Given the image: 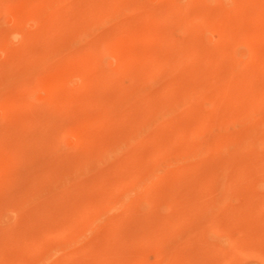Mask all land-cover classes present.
<instances>
[{"label": "rangeland", "instance_id": "374dc122", "mask_svg": "<svg viewBox=\"0 0 264 264\" xmlns=\"http://www.w3.org/2000/svg\"><path fill=\"white\" fill-rule=\"evenodd\" d=\"M1 1L4 4L0 2V33H3V30L4 31L8 30L9 29L8 27L11 28L13 26H16V27H20V30H22L23 33H26V31H28L26 34L31 36V40L30 42H27L28 44L26 46L25 43L22 44L23 39H21L22 37L19 35L18 37H15L10 40L7 38L5 39L3 37L6 40V41L4 40L5 43H7V46L9 47H5L6 46L5 43L4 42L2 43V41H1L2 44L0 43L1 44L0 45V77H1L0 78V81H1L0 82V257H1L0 264H11V263L12 264H27V263L29 264H99L100 259L92 258L90 254L86 253L87 252L86 246L89 243L93 242L95 238L96 239L102 238L101 239L102 241H107L106 239L110 238L108 239L109 248H110V249L108 248V252H107L109 253V255L107 254L108 259L104 258V262L102 264H116V263L117 264H131V263L132 264H199L198 262H196L195 259H193V255H192L194 251L196 250V247H197L196 244H194L193 240L186 239L187 235H191L189 233H192V229L190 228L188 223H184L183 226L181 225V227L177 229V231L179 230L178 231L179 233L173 232V234H171V237L170 235L164 234L163 240L165 241L166 240L165 238L167 237L168 239L166 241H168V243L166 244V246L159 248V250H157L158 248L155 247L157 243L155 244L153 241H149L151 244H149V242L147 241H143V242L141 241L142 242L141 244V242H135L132 238H130V236H132V233L133 234L135 233V231L132 232L133 230H136L137 232V230L140 229L141 227H143L141 228L143 230L140 229V231H143V232L145 229L144 227L148 228L149 230L151 228L157 229L158 226L166 222L165 220L169 222V221L174 220L173 219L174 217L176 219L178 218V216L180 217L183 214L188 215V217L190 218L188 219L189 221H192V220L198 221V222H203V221L210 222L211 221V223H214L216 228H214L215 230H213V232L211 233L203 232L201 235H199L203 241L206 240L205 243L208 246L212 244L211 245L213 246L212 249L218 245L223 244L226 234L230 233V229H233L232 226H231L232 228H230L231 223H233L234 225L236 224L234 229L240 230L241 228L240 232L242 231V228L243 229L245 228L244 231H242V232H245L243 233V235L247 236L248 240H250V241H247V238H246V240L242 242L243 244L241 243L242 244V248H240L241 250L235 251L236 255L235 254L234 256L232 255L233 257H231L230 255L227 256L226 260L224 257H222V253L220 256L219 252H216L214 250L213 252L210 251L211 253H207L205 255V258L203 259L205 262H203L202 264L204 263L213 264L216 261L221 260V259L225 260V264H264V232H262L264 231V206L255 207L254 203L249 201L251 195L254 192L255 194H258L256 197L264 196V185L263 184L262 185L256 184V186H253L251 184L252 177L258 178L259 175L264 176V79L260 78L259 76L258 77L254 76L252 79L249 80V83H248L250 87L258 91L255 100L253 98V100L247 103L248 109L246 110V112L238 111L236 113H233L229 116L230 118L227 119L226 122L225 120L221 121V119L218 118L217 113L213 111L215 108L214 107L215 103L217 104V101L215 102L217 98L214 99L212 95L213 90H211L212 88L211 89L205 88L203 93L200 94L201 99H198L199 95L195 97L197 100H195L194 102L195 104L193 105L194 106L193 110L196 109V111H191L190 113L189 112L187 113H184V112L177 113L176 112L175 114L177 116H175V114H171V117L169 116L170 114L164 115L163 117L164 119H166L167 116L170 117V119L167 118L166 120H163V123L161 124L162 127L155 126V124H147V125L142 124L145 127L144 133L146 132L153 133V131H156L154 135L155 137L153 138L155 140H157V138H161V137L163 138L165 135L176 130L178 125H176V127L174 125L178 123L180 124L179 127H181L182 125L189 126L192 124H196V125L198 124V126L201 127L199 131L200 135L199 133H197L196 135L193 136L194 138L191 136L193 141L192 139H190L191 137L189 138L188 133H185V134L183 133L184 135L183 136L181 135L182 133L178 129L180 135L177 134L176 140L179 139V142L181 144H179L178 147L173 148L177 150V152L179 153L182 152L181 150L185 151L188 148L187 155H189L190 153V155L194 157L193 158L194 164L192 166L194 170H191L192 168L190 169L191 170L190 174L192 175L190 174L186 175L184 176V179L180 177L182 180L178 179V176H180L178 174L180 172L179 168L177 167L178 165L175 162H171L172 160L169 157L167 158V156H163V155L157 156L152 167L153 168L156 167L155 168L156 170L154 169V173L157 175L156 185L157 184L158 185L157 187L155 185L153 189H150L148 191L151 202H137V205L134 204L130 206L131 202L129 201L133 200L134 195L139 193L135 187H133L135 189H131L132 186L131 187L127 186L126 190L125 188L118 189V190H116V188L110 189V191H107L108 194L106 192L105 194L99 196L100 193L103 191V189H100V186L95 184L96 178H95L94 172L96 171L97 173L98 170L99 171L102 170L103 172L104 171L106 172V171H109V168H111L112 164H117V163L120 164V163L127 161L129 156H127L126 152H128L130 149V146H128L127 144L120 145L121 148L123 147L122 149L118 147L119 153H115V154L113 153L114 155L112 154V156L109 153L108 155L111 156V157L109 156L110 158L108 157V155L105 156L104 160L99 162L97 168L94 170L89 169L87 166H84L83 164L78 165L77 166L78 173L76 175L78 176V178L69 180L68 183L65 184L66 185L65 188L60 190V192H58L57 194L56 203H57L58 208L52 209L51 207H52L53 202L51 201L49 204V202L43 201L44 198L36 199L37 202L36 200H34L33 204H31L32 200H30L29 203H25L24 199L22 200L23 198L22 191H24V186L28 187V184L29 185L33 184L34 183L33 180L36 181V179L39 180L41 177L43 178L45 177L43 180L42 179L39 180V182H43L45 180V183L47 185L50 183L62 184L63 179L61 178L62 176L60 173H62L65 170V167H67L70 160H73V161L74 160L76 161L77 159L81 160L82 156L85 155L86 150L91 151V149L93 150L94 148L96 149V147L98 148L99 147L98 145L101 142L103 144H109L111 141V139L109 138L114 135H120V136L124 135L126 132L125 130L128 129L129 124L134 123L133 121L136 120V118L134 117H137L138 119L139 117H141L140 115L143 114L139 112V116H138L137 114L138 112H135L138 109V103H140V102L137 103L136 100L149 102L147 103L149 104L148 107L153 104H154L153 106H155L156 104L160 105L158 107L156 105L155 109H158L162 106L167 105L168 104L167 102H169L170 100H173L176 97L180 99L179 101L177 99H174L175 101L177 100V102H183V101L185 102L186 100L189 103H191L189 98L188 100L182 95L183 93L182 91L185 89L186 84L188 85V83L185 82L186 78L188 79V82L190 84L195 83V80L197 79L195 77H198L199 73L197 72H199L198 70H200L198 68L207 67L206 68L207 70L209 67L207 65L209 64L211 66V64L208 62L209 61L213 62L212 60H214L216 57H217L216 58L217 60H215V63L217 62V64H220V65L219 66L214 65L216 66L215 71L219 70L220 73L218 71L215 72L211 66L210 69L214 71V73L209 74L212 71L208 70L210 71V72L207 71L209 74L208 76L210 78L211 75L214 74L213 77H211L210 79L214 80V78H216V80L218 81L219 79L217 78V76L221 75L220 77L222 78H220V83L225 82L228 79V77L226 76L227 75L226 72L228 71V68L230 66L232 65L233 66L235 65V67L240 66L242 65L244 61H247L245 50H247L250 43H252L253 41L249 40V38L245 36L246 34L245 31H246V28L248 30L251 28H263L264 27V20H263L264 5L261 9L255 8V10L262 11V12L260 11V14L263 17L258 18L256 16L255 17L253 16L254 19L252 17V19L250 20L249 19L244 20L243 18L244 13L242 11L243 10L242 8L237 7L238 9H236V7L235 8L232 7L231 8L232 10H228L225 7L227 6V4L231 2V0H222V2L221 1L220 2L219 1L209 2L206 0L205 1L195 0L194 1L195 3L193 2L194 4L193 3L191 4L189 0H160V1L159 0H124V2L125 1L127 2V3L125 2L126 4H135V5L127 7V8H123L120 14L118 15V17L116 18L110 17L108 19L106 16L104 17V15H98V14L88 15L83 20H81L79 24L78 22H76L77 20L76 17H77V14L83 9V7L85 8V6L80 7L82 6L80 0H67L69 4L59 8L60 12L58 11L56 13V16H57L56 20L52 22V24H54L55 26L54 31L48 34V32L45 30V26H43L42 24L39 25L38 24L39 22L35 20L33 16H31L30 18L22 19L20 22L17 21V18H18L17 16L19 14V9H20V2L23 0H14V1L11 0L10 3H9V0H1ZM16 1H17V4H16ZM67 1L65 0L64 4H66ZM120 1H123V0H120ZM52 2L46 1L42 5L40 4L37 5L39 9L41 8V10H39L38 7H36V5H34L33 7L30 6L29 9L28 8L27 9L31 13H37L35 11L40 12L43 10H48L49 12H52L55 9L54 7L55 4ZM90 3L91 5L88 4V6H96L97 4H100V3L103 4V1L102 0H91ZM140 3L142 4L141 5L142 7L140 6ZM189 3L193 6H191ZM60 4L64 5L62 3ZM188 5L191 7L188 8ZM136 6L137 7L139 6V7L137 8ZM162 7H167L168 9H171V10L173 9V12H171V10H166ZM199 7H200V10L202 8L205 9L208 7L210 10L217 9L218 11H220L221 8H224V10H227L228 12L231 11L230 13H227L228 16H230V18H228V16L226 17L228 20L225 17L219 20L217 17H215L216 19L210 17V19L208 18V20L203 22L204 24L202 23V26H201L202 29L199 26L200 31H198V33H196L195 35L194 34L189 35L188 33V35L185 36V37L188 36V38L191 39V41L193 40V38H195V40L193 41L196 44V48L198 52L200 51L201 55L206 54L205 56L208 57V61L205 62L200 59H195L194 57L193 60L192 58L191 60L188 59V61L182 64L164 63L166 66H164L163 64L162 67L165 72L162 69H160L158 70V74L154 72V75L156 77L152 75L147 76L148 78L143 76L142 79H144L145 81L144 80L142 81L140 78H138L139 80H135L136 84L135 85L132 84L131 80L133 81L134 78L137 79L136 78L137 73L135 71H139L140 69H143L146 65H148L149 59L147 58V55L152 54L154 50L159 49L160 47L156 38L152 39L151 37H147V35L145 36L144 34H146L147 32H152L154 36V35H157L158 33H162V32L164 33L169 30L175 31L178 28V26H184L185 23H186L185 26H188L189 23H191L192 21L190 19L192 17L191 15H193L194 18L202 15L201 11H198L199 12L198 14H197V11H195V9L199 10ZM188 9H189V12H187L188 14L186 13L187 15L183 16V14H185L183 12H186ZM163 10L173 13L174 16H171V13H170L169 15L164 17L162 15L164 12ZM177 12L178 13L181 12V13L177 15L178 14ZM69 17H71L70 21L68 20ZM186 17L190 20V22L187 20ZM257 18L259 20H257ZM27 19H29L30 21L28 20L27 22ZM122 22L124 23L121 25ZM86 24L89 26L91 25V28L84 32V30H86L84 29L85 26H87ZM144 24L147 25V27ZM120 26L126 27L123 33H120L116 36L112 35V33L116 30V28L117 27L119 28ZM142 31L144 32V34L142 33ZM173 33L175 34L176 39L179 38L178 42H181L183 40V36H181L182 34H179L177 30ZM19 39L22 40V42ZM21 44L25 46V50L24 51L21 50L22 52L16 54L18 56L14 55V57L16 56L15 58H17L16 65L14 66L9 65L10 56H11L10 54L11 53L15 54V49H18L17 46H20ZM58 44H63L64 46L68 47L66 48L65 53L67 57L70 59V63L69 64L67 63V65L65 66H63L60 60L58 59H57L58 61L54 59H48V60L46 59V61H44L43 53L46 52V50H48L49 48H52L53 46L58 45ZM221 45L224 47L232 46L230 47L231 50L228 51V54L227 55L224 54L227 57H224L222 53H220V51L223 50L221 48L222 47ZM253 45L258 46L257 54L260 55L258 56L259 58L261 57L259 61L264 63L263 61L264 52H262L264 51V39L254 40ZM90 46L91 47L93 46V49L95 50L93 51L92 48L90 49ZM118 46L121 47L122 50L125 49V55H128L126 57L130 58L133 56L131 58L132 60H134L133 66L131 65L130 67H128V69L126 68V66H123L121 65V63H119V57H120V54L122 53H120L119 50L117 49ZM176 46L177 45H175V47ZM219 46L221 50H219L220 49ZM261 46H262V49L260 48ZM173 47L171 48L170 52L176 53L180 51V48L178 46H177V48H179L178 50L177 48L174 47L175 48L174 49ZM207 47H209L207 50V53H204L206 52ZM4 48L7 49L8 51L5 50ZM217 49L219 50L218 52L220 54H218ZM89 50H92V51H90L89 53ZM216 52L219 55V58L217 55L214 56ZM221 52H224V51H221ZM260 52H262L261 54L263 55V59H262V55L260 54ZM27 54L29 56L32 55L31 58L33 57L32 59L34 60L36 59L39 61H43V64H42L43 66L36 67L33 64H31L33 65L31 66L30 63H27L25 61ZM210 55L212 56V58L213 57L215 58L209 60ZM220 55L224 57L222 58L224 61L221 59ZM228 62H230L231 64H229ZM92 63L95 64L93 65L95 66L94 67L95 71L97 70L99 71L100 69V71L112 72V70L117 71L118 69H122L123 72L127 74L126 76H121L118 78V83L121 86L123 85L122 90L119 89V94H118L123 99V100L121 99L123 103L121 102L122 104H120L119 111L120 110L123 111V112L120 111V113L123 114L124 109L127 108L125 109V111L127 110L126 113L127 114L129 113L127 116H123L124 117V118L122 117L123 119L120 118L121 119L120 121H123V122L118 123L115 118L113 119L112 118H108V119L100 118L99 120L97 118V116L101 114L102 109H107L108 107H106L107 105L104 104L103 102L101 103L99 102V100H96V98L97 97L100 98V96L106 93L111 94L114 91V89L116 90V88L113 87L115 85H112L110 87L103 86L102 88V85L97 84L95 87L90 88V85L86 84L85 82L86 79L84 80L82 79L84 82L80 80L79 78H77L76 81H74L75 79L73 78H75L74 77L75 74L77 75L79 72L78 68H80L81 66L80 71L81 69H84V71H86V67H87L86 65H90ZM263 63H259V65L257 66L260 69V71L262 70V73L264 71ZM187 67H189L190 69H188ZM217 67L222 68V69L224 68L225 69L223 70L224 72L221 71V69ZM180 68H182L183 71H181ZM56 70L57 71L61 70L62 74L65 75V77L67 74H70L74 82L73 81L66 82L65 80H63L62 83H60L58 86L53 87V85H51L53 82L51 81L50 77L52 76V74L57 72ZM14 71L26 73L25 76L27 77V79L26 80L24 79L25 80L24 83H19V82L10 80V76L14 73ZM177 74L179 75V77ZM129 76L131 77L129 78ZM167 76L169 78H167ZM223 77L227 79H224ZM171 78L173 79L176 78L174 79V81L176 80L175 83L171 80ZM193 78L195 79L193 80ZM221 79L225 81L221 82ZM166 80L167 81L171 80L174 84H172L171 81L167 82ZM137 82H140L139 83L140 85L138 84L139 86L137 85ZM143 82L144 84L146 82V84L145 85L142 84ZM169 82L172 84V86L170 84V87H171L170 89L168 87ZM227 82L230 83L229 80H227ZM227 82H225L226 85H228ZM165 83H167V85ZM231 84L232 83L229 84L230 85L229 87L232 86ZM141 86L142 87L144 86L145 90L143 89L144 91L141 92L142 94L139 93L140 95L137 96V99L135 101H133V99L131 100L127 99L129 101L128 102L126 99H124L130 96L132 91L135 88L140 89ZM98 88H102L101 91H99ZM164 90H166L169 94L168 93L164 94ZM94 91L96 92V94L97 93L99 94L100 92V96L98 94L96 95ZM180 91H181V94H180ZM204 92L205 93L207 92L208 94V95L205 94V96L207 95L206 97L205 96L203 97ZM17 95H20L18 96L20 99H17L18 98ZM179 95H180V98L178 97ZM66 97H67V101H65ZM69 98H71L73 101L68 102ZM63 101L65 102L63 103ZM175 101H170V102L176 107L177 102ZM134 103L136 105H133ZM123 106H125V108ZM48 107L49 108L51 107L50 110H52L51 112L54 113V115L52 116V113L50 112V110L48 111L51 117L55 119V121H53V124L57 123L55 124L56 125L55 127L53 124H49L47 117H45L46 116L45 112L47 111ZM150 108H154V107L151 106ZM231 118L233 120H231ZM171 119L172 120L174 119V120L172 121ZM224 122L226 123L225 125H224ZM225 131L227 132L229 131L228 133L231 132L230 134L231 135L233 134L234 140L239 142V146L243 149L241 152L236 153V156H232L231 159L234 161V164L232 163V165H229L230 166L229 173H227L228 170H226L227 168H229V166H227L226 169H222L221 163H223L226 160V158L229 157L228 154L232 149L230 151L228 150L229 151L228 152L226 151L225 148H222L221 150H218L212 153H211V150H208V147L209 149H211L212 145L210 144L211 143L213 144L216 140L222 138V134ZM29 136L30 137L32 136V137L30 138ZM37 136L38 137L40 136V139H42L43 141L45 139V141L43 143L39 142L40 139L38 140ZM73 136L76 138H74ZM256 137L259 140H257ZM32 139H34L36 143H34L35 141ZM52 139H53L52 143H49ZM153 139L146 140L142 144V146L146 148V147H149L151 144H155L156 141ZM152 140L155 141V143H152ZM182 142H184L185 145H183ZM102 143L100 145H102ZM207 143L208 144L210 143V144L208 145ZM201 144L203 147H201ZM202 148L203 150L205 151L208 150V151L204 152ZM191 149H192V153H191ZM223 149L226 152H222L224 151ZM202 152L205 155H208L210 153L208 155L209 157L204 159L203 157H205V155L201 154ZM26 155L29 157L31 156V158H29L30 162L28 160L27 162L24 160L27 158V157H24ZM134 159L135 158H132L130 160L131 164L132 165L138 164L139 161L136 159L134 160ZM33 160L36 162H33ZM132 161L136 162V164H134ZM36 164H38L40 168ZM237 167L239 169H237ZM29 168L31 172H29L30 171L28 170ZM42 168L46 170L45 173H43L44 170H42ZM25 169H27L28 171H26ZM33 170L37 172V173L35 172L37 175L34 173ZM47 172L49 173L48 176L50 175L49 176L50 178L47 176H44L47 174ZM238 172H239L238 178L229 180V178L233 177L232 174H236ZM28 175H31V176H28ZM33 175L36 179L33 177ZM31 177L33 179H31ZM46 177L48 179H46ZM223 177L228 182L226 183L225 181L226 185L224 187L225 189L224 198L227 200V197H229L230 200L228 199L229 202L228 200L224 202V198H223L222 199L223 203L221 201V206L218 205V207H215V209L210 208L209 200L213 194H216L215 192L221 189L220 187L222 185L221 183L222 181H224ZM195 180L198 182H195ZM169 182H174L172 183L173 188L171 189L173 193L169 192V195H171L172 193L173 196H170L169 200H167V198L163 196L164 192L162 193H159V192L161 189L163 190L165 186L169 185ZM161 183L162 184L164 183L162 187H160ZM89 184L92 186H90ZM175 186H176V190L178 187L180 192L178 190L175 192V189H174ZM192 191L194 194L192 193ZM178 192L181 194H179ZM199 192H201L200 193L201 195L199 194ZM226 192L228 194L232 193L230 194L231 196L228 195ZM156 193H158V195ZM233 195L235 196L236 199L234 198ZM97 196L102 197V202H103V205L100 206L99 208H83V205H79V201L82 200V198H85V200L86 199L88 200V198L90 199V197L92 198V197H97ZM175 196L177 197V199ZM232 196H233V199L231 201ZM186 198L189 200H192L193 198L192 202L196 200L195 202L198 204V206H201L202 204H204L205 206L203 205V208L202 207L193 208V209L191 208L192 210L190 208L182 209L183 206L181 207L180 205H183L184 203L183 199H186ZM172 199L175 200V202L171 201ZM246 199L248 202H246ZM85 202L86 201H84L83 204H85ZM167 202L170 203L171 208L167 206L169 205ZM180 202H183V203L180 204ZM235 202L238 203L239 205L235 204ZM45 203H47L48 208H43L45 206L44 205ZM152 204L153 206L151 207ZM40 205L43 207L40 208ZM71 205H72V208H69V209L65 208L66 206L69 207ZM85 207H86V204H85ZM242 207H244L243 208L244 211H248V210L250 211L253 208L252 210H254V212L252 210L250 211L251 214L249 213V211L244 212L242 211ZM136 211L138 213H136ZM65 213L69 215H66ZM174 214H176L177 216H175ZM70 215H72V218H70L71 217ZM143 215H146V216H143ZM65 217H67L68 220L72 219V233L62 234V231H60L63 225L62 222L64 223L65 221H67ZM254 218L255 220L253 221ZM137 220L139 221L136 222ZM145 220L147 222H145ZM162 221H165V222L162 223ZM39 222L40 224H37ZM135 222L137 224L140 222L143 224L141 223L138 225L136 224L138 226L136 227ZM32 224L35 227L32 226ZM116 224L117 226L119 225L120 228H118ZM30 225L32 227H29ZM153 226H155V228ZM27 227L31 228L32 230L28 229ZM45 227L49 228V232L46 233L47 235L45 234L46 237H48L47 238L48 240L44 236V240H46L45 243L38 241L37 245H35L34 241H37V239L34 240V238H36L35 236L37 235L41 236L42 230L46 229ZM115 227H117L118 230ZM100 230L102 231L104 230V231L101 233ZM108 231L109 233L110 232L111 233L109 234ZM145 231H147V229H145ZM165 235L166 237H164ZM81 236L83 238H81ZM29 238L33 240V242L29 240ZM181 239L183 240L181 241ZM30 242L32 245L30 244ZM40 243L42 244L39 245ZM94 243H97V241L95 240ZM141 247L143 250L141 249ZM243 248L245 249L248 248V249L245 250ZM65 249L66 250L71 249L72 251L71 257H69V259L64 258V254H65L64 251H66ZM23 253L26 256L27 255L28 256L26 257ZM29 253L32 254L31 256L32 258L33 256H35L34 257L35 259L34 258L27 259L31 255ZM41 254H43V257L39 258ZM118 255L120 256L122 255V257ZM126 255H128L129 257L127 256L128 257L127 258ZM141 256H143L144 259ZM21 257H23L24 259H21ZM133 258L135 261L137 260L136 263L133 260Z\"/></svg>", "mask_w": 264, "mask_h": 264}, {"label": "bare ground", "instance_id": "6f19581e", "mask_svg": "<svg viewBox=\"0 0 264 264\" xmlns=\"http://www.w3.org/2000/svg\"><path fill=\"white\" fill-rule=\"evenodd\" d=\"M10 1L11 0H9V3H10ZM14 1V0H13ZM52 2V3H54L55 5H54V7H55V9L52 11V12H49L48 10H43V11H35V12H37V13H31L30 11H28V9H29V7L30 6H34V5H36V7H38L37 5H42L43 3H45V2ZM64 1L65 0H23V1H21L20 2V9H19V14H18V18H17V21L18 22H20L22 19H26V18H30L31 16H33V18L35 19V20H37L39 23V25L40 24H42L43 26H45V30L48 32V34L50 33V32H53L54 31V29H55V26H54V24H52V22L53 21H55L56 20V13L59 11V8H61V7H63V6H66L67 4H69L68 3V1L66 2V4H64ZM90 1L91 0H80V2H81V4H82V6H80V7H83V6H85V8L83 7V9L77 14V17H76V19L78 20H76V22H80L81 20H83L85 17H87L88 15H104V17L106 16L108 19L110 18V17H112V18H116V17H118V15L120 14V12H121V10L123 9V8H127V7H130V6H134L135 4H126L125 2H124V0L123 1H120V0H102L103 1V4H97L96 6H88V4H90L91 5V3H90ZM160 1V0H159ZM195 0H189V2L192 4L193 2H194ZM198 1V0H197ZM202 1V0H201ZM205 1V0H204ZM206 1H209V2H212V1H221L222 2V0H206ZM0 2L1 3H3L1 0H0ZM209 2H207V3H209ZM60 3H62V4H64V5H61ZM71 3V2H70ZM134 3V2H133ZM137 3V2H136ZM163 3V2H162ZM189 3V4H190ZM195 3V2H194ZM193 3V4H194ZM4 4V3H3ZM16 4H17V1H16ZM80 4V3H79ZM80 4V5H81ZM157 4V3H156ZM155 4V5H156ZM164 4V3H163ZM190 4V5H191ZM104 5V6H103ZM142 4L140 3V6H141ZM263 5H264V0H231V2L229 3V4H227V6H225L228 10H232L231 8L232 7H236V9H238L239 7L240 8H242L243 10V13H244V15H243V18H244V20H247V19H252V17L254 16H256V17H258V18H260V17H263V16H261V14H260V11L261 10H255V8H257V9H261L262 7H263ZM49 6V5H48ZM157 6V5H156ZM191 6H193V5H191ZM191 6H189L188 5V8L189 7H191ZM4 7V6H3ZM53 7V8H54ZM79 7V6H78ZM137 7V6H136ZM139 7V6H138ZM137 7V8H138ZM142 7V6H141ZM152 7V6H151ZM238 7V8H237ZM28 8V9H27ZM162 8H164V9H166V10H171V9H168L167 7H162ZM172 8V7H171ZM187 8V7H186ZM185 8V9H186ZM195 8V7H194ZM197 8V7H196ZM208 8V7H207ZM207 8H202L201 10H200V7H199V10L198 9H195V11H197V14L199 13L198 11H201L202 12V15H200L199 17H196V18H194V16L193 15H191L192 17L190 18L192 21H191V23H189V25L188 26H185L186 25V23H185V25L184 26H178V28L176 29L177 31H178V33L179 34H182L181 36H183V40L181 41V42H178V39H176L175 38V34L173 33V32H175L174 30H169V31H166V32H162V33H156L157 35H154L153 36V34H152V32H147L146 34H144V32L142 31V33L146 36L147 35V37H151L152 39L153 38H156L157 39V41H158V43H159V45H160V47H159V49H156V50H154L153 51V53L152 54H149V55H147V58L149 59V63H148V65H146L143 69H138L139 71H135L137 74H136V78L137 79H135L134 78V80L132 81L131 80V83L132 84H136L135 83V80H139L138 78H140L142 81L144 80V79H142V77L144 76V77H147V76H155L154 75V72L156 73V74H158V70H160V69H162L163 70V67H162V65L164 64V63H167V64H170V63H172V64H182V63H184V62H186V61H188V59H190L191 60V58H192V60H193V58L195 57V59H200V60H202V61H208V57H206L205 55H201L200 54V51L198 52V50H197V48H196V44H195V42L193 41V40H195V38H193V40L191 41V39H189L188 38V36L187 37H185L186 35H188V33H189V35H191V34H196V33H198V31H200L199 29L201 28L202 29V23L203 22H205L206 20H208V18L210 19V17H212V18H215V17H217L218 18V20L219 19H221V18H223V17H227L228 16V14L227 13H230V12H228L227 10H224V8H221L220 9V11H218L217 9H215V10H210L209 8L207 9ZM38 9H39V7H38ZM38 9H36V10H38ZM44 9V8H43ZM223 9V10H222ZM235 9V10H236ZM33 10H35V9H33ZM39 10H41V8L39 9ZM158 10H159V8H158ZM164 11V10H163ZM186 11V10H185ZM195 11H193V12H195ZM34 12V11H33ZM60 12V11H59ZM139 12H140V10H139ZM171 12H173V9L171 10ZM171 12H169V11H164L163 12V16L165 17V16H167V15H169ZM174 12H176V11H174ZM178 12H179V10H178ZM177 12V13H178ZM187 12H189V9L186 11V12H183V13H185V14H183V16L185 15H187L188 13ZM262 12V11H261ZM76 13V12H75ZM134 13V12H133ZM181 13V12H180ZM180 13H178L177 15H179ZM187 13V14H186ZM233 13V12H232ZM34 14V15H33ZM123 14V13H122ZM121 14V15H122ZM137 14H139V13H137ZM160 14H161V12H160ZM194 14V13H193ZM149 15V14H148ZM190 15V14H189ZM159 16V15H158ZM162 16V17H163ZM171 16H174V14L173 13H171ZM196 16V15H195ZM235 16V15H234ZM160 17H161V15H160ZM254 17H253V19H254ZM74 18V17H73ZM133 18V17H132ZM143 18V17H142ZM169 18V17H168ZM187 18V17H186ZM185 18V19H186ZM228 18H230V16H228ZM257 18V20H259ZM68 19V18H67ZM131 19V18H130ZM164 19H166V18H164ZM180 19V18H179ZM216 19V18H215ZM227 19V18H226ZM234 19V18H233ZM28 20L29 19H27V22H28ZM33 20V19H32ZM34 20V21H35ZM69 21L71 20V17H69V19H68ZM160 20H161V18H160ZM187 20L190 22V20L187 18ZM217 20V21H218ZM228 20V19H227ZM248 20V21H249ZM261 20V19H260ZM263 20H264V18H263ZM30 21V20H29ZM33 21V22H34ZM74 21H75V19H74ZM74 21H72V22H74ZM223 21V20H222ZM231 21H232V19H231ZM234 21V20H233ZM241 22V21H240ZM258 22V21H257ZM55 23H57V22H55ZM124 22H122L121 23V25L123 24ZM178 23V22H177ZM180 23V22H179ZM219 23V22H218ZM231 23V22H230ZM233 23V22H232ZM13 24H14V22H13ZM12 24V25H13ZM26 24H28V23H26ZM80 24V23H79ZM89 24V23H88ZM120 24V23H119ZM188 24V23H187ZM204 24V23H203ZM209 24V23H208ZM73 25H75V24H73ZM85 25V24H84ZM87 25V24H86ZM145 25V24H144ZM178 25V24H177ZM183 25V24H182ZM225 25H226V23H225ZM260 25V24H259ZM92 26H93V24H92ZM119 26V25H118ZM130 26V25H129ZM136 26V25H135ZM146 27H147V25H145ZM199 26H200V28H199ZM204 26V25H203ZM263 26V25H262ZM95 27V26H94ZM9 29L8 30H3V33H0V43H1V41H2V43L4 42L5 43V39L7 38V39H13V38H15V37H18L19 35L22 37L21 39H23V42H22V40H20L21 42H22V44H26V46H27V42H30V40H31V36H29V35H27L26 33L28 32V31H26V33H23V31L22 30H20V27H16V26H13V27H8ZM66 28V27H65ZM91 28V25L89 26V25H87V26H85V28L84 29H86V30H84V32L85 31H87L88 29H90ZM125 28L126 27H124V26H120L119 28L117 27L116 28V30L112 33V35H114V36H116V35H118V34H120V33H123V31L125 30ZM95 29V28H94ZM132 29V28H131ZM174 29V28H173ZM222 29V28H221ZM231 29V28H230ZM145 30V29H144ZM154 30V29H153ZM1 31H2V29H1ZM36 31V30H35ZM63 31V30H62ZM146 31H147V29H146ZM150 31H152V30H150ZM155 31V30H154ZM243 31H245V30H243ZM156 32V31H155ZM191 32V33H190ZM237 32V31H236ZM61 33V32H60ZM69 33V32H68ZM177 33V34H178ZM243 33V32H242ZM245 36H247L248 38H249V40H252L253 42H254V40H256V39H264V27L263 28H251V29H248L247 30V28H246V31H245ZM35 34V33H34ZM53 34V33H52ZM241 34V33H240ZM239 34V35H240ZM38 35V34H37ZM61 35V34H60ZM66 35V34H65ZM126 35V34H125ZM143 35V36H144ZM193 36V35H192ZM197 36V35H196ZM195 36V37H196ZM199 36V35H198ZM238 36V35H237ZM242 36V35H241ZM5 39H4V38ZM146 37V38H147ZM35 38V37H34ZM98 38V37H97ZM109 38V37H108ZM143 38H145V37H143ZM239 38V37H238ZM88 39V38H87ZM149 39V38H148ZM5 40V41H4ZM34 40V39H33ZM37 40V39H36ZM98 40V39H97ZM104 40V39H103ZM147 40V39H146ZM197 40V39H196ZM241 40V39H240ZM25 41V42H24ZM57 41V40H56ZM107 41V40H106ZM248 41V40H247ZM251 41V42H252ZM260 41V40H259ZM8 42H10V41H8ZM239 42H241V41H239ZM253 42L252 43H250V45H249V47L248 46H246V47H248L247 48V50H245L246 51V57H247V61H244L243 63H242V65H240V66H236L235 67V65L233 66H230L229 68H228V71L226 72L227 73V77H228V79L227 78H224V79H227V80H229L230 81V83H232L231 85V87H229L230 85V83H228L227 82V80L225 81V80H222L221 79V82L222 81H225V82H227L228 83V85H226L225 84V82H223V83H220V78H222V77H220L221 75H218L217 76V78L219 79L218 81L216 80V78H214V80L213 79H210L211 77H213V75H211V77L209 78V74H212V73H214V71L216 70V66H219L220 64H217V62L215 63V60H217L215 57H213V58H215L214 60H212L213 62H211V61H209L208 63H210L211 64V66H212V69L214 70V71H212L211 69H210V65L208 64L207 66H209L208 67V69L206 70V68L207 67H202V68H198V69H200V70H198L199 72H197V73H199L198 74V77H195V78H197L196 80H195V83H192V84H190L189 82H188V79L186 78V80H185V82L186 83H188V85L186 84V86H185V89L182 91L183 93H182V95L186 98V99H190V102L192 103H189L188 101H186L185 100V102L183 101V102H177V100L179 101L180 99H178L177 97L176 98H174V99H177L176 101L173 99V100H170V101H175V102H177L176 104H177V106L175 107L173 104H171V102L169 101V102H167L168 104L167 105H165L164 103V105L165 106H162V107H160V108H158V109H155V106L157 105V107L158 106H160V105H158V104H156L155 106H153V105H150L149 107H148V105L149 104H147V103H149V102H145V101H141V100H136L137 99V96L138 95H140L139 93H141V92H143L144 90H145V87L143 86H141V88L140 89H138V88H135L133 91H132V93H131V97L130 96H128V97H126V98H124V99H128V100H131V99H133V101H135L136 100V102L138 103V102H140V103H138V109L135 111V112H138L137 114H138V116H139V112L140 113H143V114H141L140 116L141 117H139L138 119H137V117H134V118H136V120L135 121H133L134 123H128L129 124V126H128V129H126L125 131V134L124 135H114V136H112V137H110L109 139H111V141H110V143L109 144H103L102 142V145H98L99 147L97 148L96 147V149L94 148L93 150L91 149V151H88V150H86L85 151V155H83L82 156V158H81V160H70L69 161V163H68V165H67V167H65V170L62 172V173H60L61 174V178L63 179V182H62V184H59V183H50V184H46L45 183V180L43 181V182H39V180H43L44 178L43 177H41L40 179L38 178V177H40V176H38L37 178L39 179V180H37L35 177H34V175H33V177L36 179V181H34L33 180V184H31V185H29L28 184V187H26V186H24V191H22L23 193V198H22V200L24 199L25 200V203H29V201L30 200H32V202H31V204H33V202H34V200H36V199H38V198H40V199H42V198H44L43 199V201H45V202H49V204H50V202L52 201L53 203H52V209L53 208H58V206H57V203H56V199H57V194H58V192H60V190H62V189H64L65 188V184L66 183H68V181L69 180H72V179H77L78 178V176H76L77 175V166L78 165H80V164H83L84 166H87L89 169H91V170H94V169H96L97 168V166H98V164H99V162H101V161H103L104 160V158H105V156H107L109 153L111 154V156H112V154L114 153H119V148H121V146L120 145H124V144H127L128 146H130V149H129V151L128 152H126V154H127V156H129V158L127 159V161H125V162H123V163H117V164H112L111 165V168H109V171H102V170H98L97 171V173H96V171L94 172L95 173V178H96V180H95V184L96 185H98V186H100V189H103V191L100 193V195L99 196H101V195H103V194H105L107 191H110V189H115L116 188V190H118V189H124L125 188V190H126V187L127 186H129V187H131V189H135L136 188V190L139 192L138 194H136V195H134V197H133V200H131V201H129V202H131L130 203V206L131 205H137V202H151V200H150V195L148 194V191L150 190V189H153L154 187H155V185H156V182H157V180H156V177H157V175L154 173V169L156 168V167H152L153 166V163H154V161H155V159L157 158V156H161V155H163V156H167V158L169 157L172 161L171 162H175L178 166V168H179V175L180 176H178V179H180V180H182L181 178H183L184 179V176H186V175H189L191 172V170H194L193 168H192V166H193V164H194V157H192L191 155H190V153H189V155H187L188 154V148H187V150H185V151H183V150H181V148H180V150L182 151V152H177V150H175V149H173V148H175V147H178V145L179 144H181L180 142H179V139L178 140H176V136H177V134H179V130H180V132L182 133L181 135H183V133L185 134V133H188L189 135V138L192 136H194V135H196L197 133H199V131H200V128L201 127H199L198 126V124L196 125V124H192V125H189V126H181V127H179V123L178 124H175L174 126L176 127V125H178V127H177V129L176 130H174V131H172L171 133H169V134H167V135H165L163 138L161 137V138H157V140H155V139H153L155 136V132L156 131H153V133H144L145 131H144V125H147V124H155V126H161V124L163 123V120H166L167 118L168 119H170V117H171V114H175L176 112L177 113H179V112H184V113H187V112H191V111H196V109H194L193 110V105L195 104L194 102H195V100H197L195 97L197 96V95H199L198 96V99H201L200 97H201V95L200 94H202L203 93V91L205 90V88H212L211 90H213V97H214V99H216L217 98V100H215V102L217 101V104L215 103V106H214V104H213V106L215 107H213L214 108V112H216L217 113V116H218V118L219 119H221V121H224L225 120V122H226V120L227 119H229L230 117V115L231 114H233V113H236V112H238V111H245L246 112V110L248 109V106H247V103L248 102H250L251 100H253V98H254V100H255V98H256V96H257V93H258V91L256 90V89H253L252 87H250L249 86V80L250 79H252L254 76L255 77H260V78H263L264 79V71H263V73H262V70L260 71V69L257 67L258 65H259V63H263V62H260L259 60L261 59V57L259 58L258 56H260L259 54H257L258 53V49H257V47L258 46H254L253 45ZM1 43V44H2ZM12 43V42H11ZM63 43V42H62ZM157 43V44H158ZM229 43V42H228ZM0 44V45H1ZM20 45V46H17V48L19 49H15V54H13V53H11L10 55V62H9V65H11V66H14V65H16V63H17V58H15L16 56H18V55H16V54H18V53H20V52H22V51H24L25 50V46L24 45ZM57 44V43H56ZM94 44V43H93ZM223 44V43H222ZM240 44H242V43H240ZM5 47H9V46H7V43H5ZM18 45V44H17ZM98 45V44H97ZM175 45H177L179 48H180V51H178V52H176V53H172V52H170V50H171V48L174 46L175 47ZM217 45V44H216ZM239 45V44H238ZM3 46V45H2ZM95 46V45H94ZM177 46L175 47V48H177ZM222 46V45H221ZM228 46H229V44H228ZM96 47V46H95ZM94 47V48H95ZM100 47V46H99ZM173 47V48H174ZM212 47V46H211ZM216 47H218V46H216ZM226 47V48H225ZM222 46L221 48L223 49V50H221V48H220V46H219V50H221V51H224V52H221L220 51V53H222V55L224 56V57H227V56H225L224 54H228V51H230L231 50V48L230 47H232V46H230V47H227V46ZM234 47V46H233ZM66 48H68V47H66V46H64L63 44H58V45H55V46H53L52 48H49L48 50H46V52H44L43 53V55H44V61H46V59L48 60V59H54V60H60V62L62 63V65L63 66H65V65H67V63L69 64L70 63V59L67 57V55H66V53H65V50H66ZM92 48V50L94 51L95 49H93V46L91 47L90 46V49ZM104 48V47H103ZM174 48V49H175ZM179 48H177V50L179 49ZM208 48L209 47H207L206 48V52H204V53H207V50H208ZM261 49H262V46L260 47ZM5 49V48H4ZM100 49V48H99ZM113 49H114V47H113ZM117 49L119 50V52L120 53H122V54H120V57H119V63H121V65H123V66H126V68L128 69V67H130L131 65L133 66V61L134 60H132L131 58L133 57H126V56H128V55H125V49L124 50H122V48L121 47H117ZM5 50H7V49H5ZM22 50V51H21ZM92 50H89V53H90V51H92ZM102 50V49H101ZM107 50V49H106ZM218 49H217V52L219 51ZM8 51V50H7ZM13 51V50H12ZM11 51V52H12ZM85 51H86V49H85ZM87 51H88V49H87ZM262 51V50H261ZM42 52V51H41ZM102 52V51H101ZM105 52V51H104ZM113 52V51H112ZM203 52V51H202ZM217 52H216V54H214V56H218V58H219V55L218 54H220L219 52H218V54H217ZM262 52H264V51H262ZM262 52H260V54L262 53ZM9 53V52H8ZM28 53V52H27ZM85 53H87V52H85ZM88 53V54H89ZM134 53V52H133ZM213 53H215V52H213ZM212 53V54H213ZM29 54V53H28ZM27 54V57H26V62L27 63H30V65L31 64H33L34 66H36V67H41V66H43L42 64H43V61H39V60H34V59H32L31 58V56H29ZM211 54V55H212ZM14 55H16L15 57H14ZM35 55V54H34ZM41 55V54H40ZM90 55H92V54H90ZM210 55V56H211ZM222 55H220V57H221V59L222 58H224V57H222ZM262 55V54H261ZM72 56V55H71ZM209 56V60L210 59H213L212 58V56L210 57ZM245 56V55H244ZM43 57V56H42ZM45 57H47V58H45ZM25 58V57H24ZM96 58V57H95ZM137 59V58H136ZM228 59V58H227ZM262 59H263V55H262ZM57 60V61H58ZM95 60V59H94ZM223 60V59H222ZM246 60V59H245ZM74 61V60H73ZM116 61V60H115ZM140 61V60H139ZM221 61V60H220ZM224 61V60H223ZM222 61V62H223ZM262 61V60H261ZM263 61H264V59H263ZM8 62V61H7ZM48 62V61H47ZM46 63V62H45ZM44 63V64H45ZM95 63V62H94ZM116 63V62H115ZM218 63H220V62H218ZM229 64H231L230 62H228ZM85 64H87V63H85ZM228 64V65H229ZM264 64V63H263ZM29 65V66H30ZM33 65H31V66H33ZM93 65H95V64H90V65H86L87 67H86V71H84V69H81V71H80V68H81V66H80V68H78L79 69V72H78V74L76 75L75 74V78H73V79H75L74 81H76V79L77 78H79L80 80H84V79H86L85 80V82H86V84H89L90 85V88L91 87H95L97 84H99V85H102V88H103V86L104 87H110V86H112V85H115V86H113V87H115L116 88V90L114 89V91L111 93V94H108V93H106V94H103L102 96H100V92H99V96H100V98L99 97H97L96 98V100H99V102H103L104 104H106L105 106L106 107H108L107 109H102V111H101V114L100 115H98L97 116V118H98V120L100 119V118H115L116 120H117V122L118 123H121V122H123V121H120L121 119L120 118H122L123 116H127L128 114L126 113V111H125V109H127V108H125V106H123L124 108V113L123 114H121L120 113V111H119V109H120V104H122L123 103V101H121V99H122V97H120V95H118L119 94V89L120 90H122V87H123V85L121 86L119 83H118V78L119 77H121V76H126L127 74L126 73H124L123 72V70L122 69H118L117 71H113L112 70V72H107V71H100V69H99V71L97 70V71H95L94 70V67L95 66H93ZM214 65H216V66H214ZM223 65H225V64H223ZM262 65V64H261ZM164 66H166L165 64H164ZM181 66V65H180ZM227 66V65H226ZM61 67V66H60ZM101 67V66H100ZM142 67V66H141ZM174 67V66H173ZM177 67V66H176ZM175 67V68H176ZM62 68V67H61ZM84 68H85V66H84ZM125 68V67H124ZM166 68V67H165ZM188 69H190L189 67H187ZM217 68H219V67H217ZM131 69V68H130ZM134 69V68H133ZM178 69V68H177ZM181 69V71H183L182 70V68H180ZM186 69V68H185ZM219 69H221V71H223V70H225L224 68L222 69V68H219ZM262 69V68H261ZM62 70V69H61ZM61 70H56L57 72H55L54 74H52V76L50 77V79H51V81L53 82L51 85H53V87L54 86H58L60 83H62V81L63 80H65L66 82H72L73 80H72V76L70 75V74H67L66 75V77H65V75H63L62 74V71ZM132 70V69H131ZM208 70H210V71H212V72H210V71H208ZM226 70H227V68H226ZM32 71V70H31ZM127 71V70H126ZM125 71V72H126ZM157 71V72H156ZM164 71V70H163ZM210 72L209 74H208V72ZM218 72H219V70H217ZM217 71H215V72H217ZM29 72V71H28ZM161 72V71H160ZM165 72V71H164ZM163 72V73H164ZM186 72V71H185ZM190 72V71H189ZM224 72V71H223ZM222 72V73H223ZM33 73V72H32ZM130 73V72H129ZM162 73V72H161ZM191 73V72H190ZM196 73V72H195ZM220 73V72H219ZM38 74V73H37ZM139 74V75H138ZM171 74V73H170ZM176 74V73H175ZM192 74V73H191ZM224 74V73H223ZM260 74V75H259ZM26 75V73H22V72H19V71H14V73L10 76V80L11 81H16V82H19V83H24L25 82V80L27 79V77L25 76ZM129 75V74H128ZM178 75V74H177ZM184 75H185V73H184ZM169 76V75H168ZM167 76V78H169ZM191 76V75H190ZM193 76H194V74H193ZM196 76H197V74H196ZM24 77H26V78H24ZM30 77V76H29ZM131 76H129V78H130ZM134 77V76H133ZM156 77V76H155ZM176 77V76H175ZM178 77H179V75H178ZM182 77V76H181ZM215 77V76H214ZM1 78V77H0ZM67 78H69V79H67ZM124 78V77H123ZM148 78V77H147ZM147 78H145V79H147ZM151 78H153V77H151ZM151 78H150V80H151ZM195 78H193V80L195 79ZM7 79V78H6ZM25 79V80H24ZM29 79V78H28ZM131 79H133V78H131ZM155 79V78H154ZM174 79H176V78H174ZM174 79L173 78H171V80L175 83V81H174ZM82 80V81H83ZM120 80V79H119ZM149 80V81H150ZM171 80H168V81H171ZM178 80V79H177ZM192 80V79H191ZM190 80V81H191ZM8 81V80H7ZM44 81V80H43ZM73 81V82H74ZM145 81V80H144ZM167 81V80H166ZM167 81V82H168ZM171 81V83L172 84H174L173 82ZM1 82V81H0ZM81 82V81H80ZM84 82V81H83ZM83 82H82V84H83ZM178 82V81H177ZM176 82V83H177ZM253 82V81H252ZM4 83V82H3ZM140 82H137V85L139 84ZM170 82H169V89L171 88L170 87V84H171ZM120 86H119V85ZM142 84H144V82L142 83ZM145 84H146V82H145ZM144 84V85H145ZM166 85H167V83H165ZM172 84H171V86H172ZM185 84V83H184ZM190 84V85H189ZM251 84V83H250ZM254 84V83H253ZM48 85V84H47ZM117 85V86H116ZM137 85H136V87H137ZM140 85V84H139ZM138 85V86H139ZM165 85V86H166ZM82 86V85H81ZM130 86H132V85H130ZM163 86V85H162ZM164 86V87H165ZM175 86V85H174ZM173 86V87H174ZM254 86V85H253ZM62 87V86H61ZM184 87V86H183ZM102 88H98L99 89V91H101V89ZM125 88V87H124ZM166 88V87H165ZM177 88V87H176ZM130 89H131V87H130ZM144 89V90H143ZM71 90V89H70ZM91 90V89H90ZM107 90V89H106ZM165 91L166 90H164V94H167L168 92L166 91V93H165ZM181 91H180V94H181ZM207 91V90H206ZM95 92V91H94ZM208 92V91H207ZM207 92L205 93L204 92V95H203V97L205 96V94H207ZM76 93V92H75ZM83 93V92H82ZM95 94H96V92H95ZM96 94V95H97ZM142 94V93H141ZM169 94V93H168ZM177 94V93H176ZM84 95V94H83ZM96 95H95V97H96ZM208 95V94H207ZM206 95V96H207ZM18 96H20V95H17V97ZM78 96V95H77ZM82 96V95H81ZM149 96V95H148ZM172 96V95H171ZM182 96V97H183ZM205 96V97H206ZM21 97H23V96H21ZM124 97V96H123ZM173 97V96H172ZM179 98H180V95L178 96ZM169 98V97H168ZM211 98V97H210ZM17 99H20L19 97L17 98ZM63 99V98H62ZM74 99V98H73ZM90 99V98H89ZM188 99V100H189ZM206 99V98H205ZM213 99V98H212ZM60 100V99H59ZM87 100V99H86ZM123 100V99H122ZM127 100V101H128ZM142 100H144V99H142ZM203 100V99H202ZM207 100V99H206ZM65 101H67V97H66V99H65ZM65 101H63V103L65 102ZM72 102L73 100L71 99V98H69L68 99V102ZM204 101V100H203ZM62 102V101H61ZM82 102V101H81ZM122 102V103H121ZM124 102H126V101H124ZM129 102V101H128ZM213 102V101H212ZM258 102V101H257ZM74 103V102H73ZM84 103V102H83ZM67 104V103H66ZM198 104V103H197ZM125 105V104H124ZM133 105H136L135 103L133 104ZM162 105V104H161ZM259 105V104H258ZM154 107V108H150V107ZM133 107V106H132ZM44 108V107H43ZM51 108V107H50ZM50 108L48 107L47 108V111L45 112L46 113V116L45 117H47V119H48V121H49V124H53V121H55V119L53 118V117H51V115L49 114V110H50ZM122 108V107H121ZM130 109H132V108H130ZM129 110V109H128ZM200 110V109H199ZM52 110H50V112H51ZM121 112H123V111H121ZM255 112V111H254ZM44 113V114H45ZM52 113V112H51ZM195 113V112H194ZM241 113V112H240ZM252 113V112H251ZM251 113H249V114H251ZM137 114H136V116H137ZM170 114V115H169ZM193 114V113H192ZM54 115V113H52V116ZM132 115V114H131ZM164 115H169L170 117H166V119H164L163 117H164ZM245 115V114H244ZM175 116H177L176 114H175ZM232 117V116H231ZM248 117V116H247ZM124 118V117H123ZM122 118V119H123ZM42 119V118H41ZM85 119V118H84ZM95 119V118H94ZM38 120V119H37ZM46 120V119H45ZM172 120V119H171ZM170 120V121H171ZM174 120V119H173ZM172 120V121H173ZM231 120H233L232 118H231ZM112 121V120H111ZM45 122V121H44ZM128 122V121H127ZM132 122V121H131ZM180 122V121H179ZM224 122V125L226 124ZM230 122V121H229ZM248 122V121H247ZM232 123V122H231ZM44 124V123H43ZM55 124H57V123H55ZM55 124H53L54 125V127L56 126ZM142 124H144V125H142ZM119 125H121V124H119ZM123 125H124V123H123ZM223 125V126H224ZM43 126V125H42ZM51 126V125H50ZM259 126V125H258ZM45 127V126H44ZM53 127V128H54ZM162 127V126H161ZM222 127V126H221ZM261 127V126H260ZM159 128V127H158ZM203 128H205V127H203ZM57 129V128H56ZM179 129V130H178ZM220 129V128H219ZM63 130V129H62ZM204 130V129H203ZM202 132V131H201ZM229 132V131H228ZM227 131H225V132H223V134H222V138H220V139H218V140H216L213 144L211 143H209L210 145H212L211 146V149H209V147H208V150H211V153L212 152H215V151H218V150H221L222 148H225L226 149V151H230L231 149L233 150H231L230 152H229V154H228V158H226V160L223 162V163H221L222 164V169H226L227 168V166H229V165H232V163L234 164V161L231 159L232 158V156H236V153H238V152H241L243 149L239 146V142H237V141H235L234 140V138H233V134L231 135L230 133H228ZM124 133V132H123ZM39 135H40V133H39ZM59 135V134H58ZM180 135V134H179ZM179 135H178V137H179ZM199 135H200V133H199ZM81 136V135H80ZM111 136V135H110ZM184 136V135H183ZM186 136V135H185ZM187 136V137H188ZM30 137V136H29ZM32 137V136H31ZM30 137V138H31ZM38 137V136H37ZM45 137V136H44ZM74 137V136H73ZM159 137V136H158ZM192 137L190 138V139H192ZM219 137V136H218ZM29 138V139H30ZM74 138H76V137H74ZM194 138V137H193ZM23 139V138H22ZM40 139V136L38 137V140ZM47 139V138H46ZM149 139H153V140H155L156 141V143H155V141H153L152 140V143H155V144H151L149 147H143L142 146V144L146 141V140H149ZM187 139V138H186ZM236 139V138H235ZM256 139H257V137H256ZM32 140H34V139H32ZM49 140V139H48ZM254 140V139H253ZM257 140H259V139H257ZM35 141V140H34ZM44 141H45V139H44ZM42 139H40V141L39 142H41V143H43L44 142ZM52 141H53V139L49 142V143H52ZM77 141V140H76ZM103 141H105V140H103ZM109 141V140H108ZM151 141V140H150ZM192 141H193V139H192ZM191 141V142H192ZM210 141H211V139H210ZM28 142V141H27ZM31 142V141H30ZM54 142H56V141H54ZM34 143H36V141L34 142ZM38 143V142H37ZM105 143V142H104ZM183 143V145H185V143L184 142H182ZM188 143V142H187ZM13 144V143H12ZM203 144V143H202ZM202 144H201V147H203L202 146ZM208 144V143H207ZM206 144V145H207ZM208 144V145H209ZM40 145V144H39ZM182 145V146H183ZM207 145V146H208ZM33 146V145H32ZM174 146V147H173ZM192 146V145H191ZM206 146V147H207ZM1 147H3V146H1ZM31 147V146H30ZM119 147V148H118ZM86 148V147H85ZM123 148V147H122ZM121 148V149H122ZM205 148V147H204ZM185 149V148H184ZM12 150V149H11ZM202 150H203V148H202ZM201 150V151H202ZM208 150H206V151H208ZM224 150V149H223ZM117 151V152H116ZM189 151H190V149H189ZM204 152H206L205 150H203ZM225 150L224 151H222V152H226ZM191 153H192V149H191ZM113 154V155H114ZM124 154V153H123ZM201 154H203V152L201 153ZM210 154V153H209ZM208 154V155H209ZM118 155V154H117ZM193 155H195V154H193ZM203 155H205V154H203ZM208 155H205V157H203L204 159H206V158H208L209 156ZM219 155V154H218ZM23 156V155H22ZM110 155H108V157H109ZM110 156V157H111ZM211 156V155H210ZM24 157H27L26 159H24L26 162H27V160L29 161V158H31V156L29 157V156H24ZM109 157V158H110ZM22 158V157H21ZM63 158V157H62ZM73 158V157H72ZM121 158V157H120ZM132 158H135L136 160H138L137 162H138V164H136V162H133L134 164H136V165H132L131 164V162H130V160L132 159ZM235 158H237V157H235ZM239 158V157H238ZM18 159V158H17ZM16 159V160H17ZM69 159V158H68ZM169 159V160H170ZM233 159H234V157H233ZM6 160H8V159H6ZM200 160V159H199ZM214 160V159H213ZM22 161V160H21ZM204 161V160H203ZM223 161V160H222ZM11 162V161H10ZM23 162V161H22ZM30 162V161H29ZM28 162V163H29ZM33 162H36V161H34L33 160ZM111 162V161H110ZM198 162V161H197ZM246 162V161H245ZM257 162V161H256ZM15 163V162H14ZM18 163V162H17ZM21 163V162H20ZM156 163V162H155ZM249 163V162H248ZM247 163V164H248ZM30 164V163H29ZM28 164V165H29ZM174 164V163H173ZM202 164V163H201ZM32 165V164H31ZM37 166H38V164H36ZM196 165V164H195ZM237 165V164H236ZM245 165V164H244ZM26 166H27V164H26ZM155 166H156V164H155ZM234 166V165H233ZM242 166V165H241ZM247 166V165H246ZM252 166V165H251ZM39 168H40V166H38ZM239 167V166H238ZM237 167V169H239ZM26 168H28V167H26ZM192 168V169H191ZM243 168H244V166H243ZM191 169V170H190ZM229 169H230V166H229V168H227L226 170H228V172L227 173H229ZM26 171H28V170H30V168L27 170V169H25ZM25 170H24V172H25ZM42 170H44V172L43 173H45V169H43L42 168ZM156 170V169H155ZM34 171V173L36 172L35 170H33ZM217 171V170H216ZM225 171V170H224ZM223 171V172H224ZM29 172H31V170L29 171ZM40 172H41V170H40ZM195 172V171H194ZM255 172H256V170H255ZM34 173H32V174H34ZM37 173V172H36ZM35 173V174H36ZM240 173H242V172H240ZM251 173V172H250ZM249 173V174H250ZM31 174V175H32ZM48 172H47V174L46 175H44V176H47V177H49L48 176ZM195 174V173H194ZM238 174H239V172L238 173H236V174H232V176L233 177H231V178H229V180H232V179H236V178H238ZM31 175H28V176H31ZM37 175V174H36ZM42 175V174H41ZM94 175V174H93ZM190 175H192V174H190ZM226 175V174H225ZM23 176H24V174H23ZM27 176V177H28ZM246 176V175H245ZM258 176V175H257ZM46 177V179H48ZM170 177V176H169ZM181 177V178H180ZM230 177V176H229ZM249 177V176H248ZM24 178V177H23ZM50 178V177H49ZM53 178V177H52ZM189 178V177H188ZM245 178V177H244ZM27 179V178H26ZM31 179H33L32 177H31ZM31 179H30V181H31ZM166 179V178H165ZM198 179V178H197ZM215 179H216V177H215ZM55 180V179H54ZM61 180V179H60ZM161 180V179H160ZM223 180L224 181H222V185L220 186L221 187V189L220 188H218V189H220V190H216L217 192H215L216 194H213L212 196H211V198H210V200H209V206H210V208H213V209H215V207H218V205H220L221 206V201H222V199L224 198V195H225V192H224V187H225V181H226V183H228L227 182V180L223 177ZM29 181V180H28ZM75 181V180H74ZM168 181V180H167ZM200 181V180H199ZM25 182V181H24ZM58 182V181H57ZM92 182V181H91ZM94 182V181H93ZM158 182H159V180H158ZM195 182H198V181H196L195 180ZM70 183V182H69ZM85 183V182H84ZM172 183H174V182H169V185H167V186H163L164 188H163V190L161 191L160 190V192L159 193H162V192H164V194H163V196L164 197H166L167 198V200H169V198H170V196H173L172 195V191H171V189L173 188V185H172ZM82 184V183H81ZM91 184V183H90ZM89 184V185H90ZM251 184L253 185V186H256V184H263L264 185V176L263 175H259V177L258 178H253L252 177V179H251ZM68 185V184H67ZM158 185V184H157ZM157 185H156V187H157ZM162 185H164V183L162 184L161 183V186L160 187H162ZM230 185V184H229ZM90 186H92V185H90ZM193 186H194V184H193ZM251 186V185H250ZM133 187H135V188H133ZM180 188V187H179ZM159 189V188H158ZM175 192L178 190L179 191V189H178V187H177V190H176V186H175ZM130 190V189H129ZM128 190V191H129ZM195 190V189H194ZM247 190V189H246ZM253 190V189H252ZM84 191V190H83ZM157 191H159V190H157ZM174 191V190H173ZM234 191V190H233ZM232 191V192H233ZM122 192V191H121ZM120 192V193H121ZM125 192V191H124ZM151 192V191H150ZM169 192H172L171 193V195H169ZM180 192V191H179ZM178 192V193H179ZM191 192V191H190ZM250 192V191H249ZM249 192H248V194H249ZM254 192V191H253ZM128 193V192H127ZM192 193H193V191H192ZM201 192H199V194H200ZM227 193V192H226ZM107 194H108V192H107ZM157 195H158V193H156ZM179 194H181V193H179ZM178 194V195H179ZM194 194V193H193ZM212 194V193H211ZM228 194V193H227ZM230 194H232V193H229L228 195H230ZM161 195V194H160ZM178 195H176V196H178ZM201 195V194H200ZM236 195V194H235ZM258 194H255V192L251 195V197H250V199H249V201H251L252 203H254V205H255V207H258V206H264V196L263 197H256ZM61 196V195H60ZM96 196V195H95ZM99 196H97V197H90V199L88 198V200L86 199L85 200V198H82V200H80L79 201V205H83V208H99L100 206H102L103 205V202H102V197H99ZM105 196V195H104ZM130 196V195H129ZM155 196V195H154ZM175 196V197H176ZM188 196V195H187ZM186 196V197H187ZM199 196V195H198ZM227 196V195H226ZM231 196V195H230ZM234 196V195H233ZM233 196L231 197V201H232V199H233ZM241 196V195H240ZM22 197V196H21ZM21 197H19V198H21ZM81 197V196H80ZM194 197H195V195H194ZM204 197V196H203ZM67 198V197H66ZM173 198V197H172ZM207 198H208V196H207ZM234 198H235V196H234ZM244 198V197H243ZM246 198V197H245ZM176 199H177V197H176ZM197 199V198H196ZM229 199V197H227V200ZM236 199V198H235ZM20 200V199H19ZM86 201L85 202V204H86V207H85V204H83L84 203V201ZM153 200V199H152ZM192 200H193V198H192ZM192 200H189V199H183V202H180V204H182L183 203V205H180L181 207H182V209L183 208H203V205L204 204H200L201 206H198V204L195 202V201H193L192 202ZM225 198H224V202L225 201H227ZM230 200V199H229ZM229 200H228V202H229ZM241 200V199H240ZM42 201V202H43ZM160 201V200H159ZM171 201H173V202H175V200H171ZM176 201H178V200H176ZM234 201V200H233ZM19 202V201H18ZM36 202H37V200H36ZM238 202V201H237ZM245 202V201H244ZM243 202V203H244ZM246 202H248L247 201V199H246ZM68 203V202H67ZM77 203V202H76ZM119 203V202H118ZM168 203V202H167ZM191 203V204H190ZM218 203H220V204H218ZM222 203H223V201H222ZM35 204V203H34ZM43 204V203H42ZM129 204V203H128ZM139 204V203H138ZM153 204H154V202H153ZM153 204L151 205V207L153 206ZM169 205H167V206H169V208H171L170 207V203H168ZM173 204V203H172ZM175 204V203H174ZM188 204H189V206H188ZM235 204H238V203H236L235 202ZM241 204V203H240ZM45 206L43 207V206H41L40 205V208H48L47 206V203H45L44 204ZM88 205V206H87ZM127 205V204H126ZM163 205V204H162ZM224 205V204H223ZM239 205V204H238ZM20 206V205H19ZM167 206H166V208H167ZM172 206V205H171ZM205 206V205H204ZM31 207V206H30ZM155 207V206H154ZM173 207V206H172ZM245 207V206H244ZM244 207H242V211H244L243 210V208ZM60 208V207H59ZM65 208H72V205L71 206H66ZM132 208V207H131ZM165 208V207H164ZM220 208V207H219ZM51 209V210H52ZM191 209V210H192ZM246 209H247V207H246ZM253 209V208H252ZM251 209V210H252ZM189 210V209H188ZM250 210V211H251ZM44 211V210H43ZM55 211V210H54ZM130 211V210H129ZM183 211V210H182ZM194 211V210H193ZM237 211H238V209H237ZM240 211V210H239ZM241 211V212H242ZM249 211V210H248ZM248 211H244V212H248ZM250 211H249V213H250ZM253 212H254V210H252ZM243 212V213H244ZM94 213V212H93ZM92 213V214H93ZM130 213V212H129ZM136 213H138L137 211H136ZM237 213V212H236ZM242 213V214H243ZM255 213H256V211H255ZM259 213V212H258ZM32 214V213H31ZM66 215H69V214H67V213H65ZM180 214V213H179ZM191 214V213H190ZM251 214V213H250ZM29 215V214H28ZM153 215V214H152ZM175 216H177L176 214H174ZM238 215V214H237ZM255 215V214H254ZM71 216V217H70ZM69 217L70 218H72V215H70ZM143 216H146V215H143ZM241 216V215H240ZM251 216V215H250ZM66 218V220L67 221H65L64 223L62 222V227H61V230L60 231H62V234H65V233H72V219H69L68 220V218L67 217H65ZM210 218V217H209ZM114 219V218H113ZM129 219H130V217H129ZM148 219V218H147ZM174 220H172V221H169V222H167V220H165V221H162V223H164V224H162V223H160V224H162V225H160V226H158L157 227V229H152V231H151V229L149 230L148 228H146V227H144L145 229H147V231H145V229H144V232L143 231H140V229L141 228H143V227H141L140 229H138L137 230V232H136V230H133L132 231V229H131V231L132 232H134L135 231V233L133 234L132 233V236H130V238H132L135 242H143V241H147V242H149V241H153L155 244L157 243V245L155 246L156 248H158L157 250H159V248H162V247H164V246H166V244L168 243V241H166L168 238L166 237V235H170V237H171V234H173V232H177V233H179L178 231H177V229L178 228H180L181 227V225L183 226V224L184 223H188L189 224V226H190V228L192 229V233H189V234H191V235H187V238L186 239H191V240H193V242H194V244H196V250L194 251V253L192 254L193 255V259H195L196 260V262H198L199 264H202L203 262H205L203 259L205 258V255L207 254V253H211L210 251H212L213 252V250L214 251H216V252H219L220 253V256H221V253H222V257H224L225 258V260H226V258H227V256H231V257H233L234 256V254L236 255V253H235V251H237V250H241L240 248H242V242L243 241H245L246 240V238H247V236H245V235H243V233H245V232H242V231H244V229L242 228V231L240 232V230H241V228H240V230H238V229H234V227H235V225L233 224V223H231L230 224V228H232L233 227V229H230V233H227L226 234V237H225V239H224V241H223V244H221V245H218V246H216V247H214L213 249H212V247L213 246H208L206 243H205V241H203L202 239H201V237L199 236V235H201L203 232H205V233H211V232H213V230H215L214 228H216V226L214 225V223H211V221L210 222H198V221H194V220H192V221H189L188 219H190L189 217H188V215L187 214H183L182 216H178V218H176L175 219V217L173 218ZM127 220V219H126ZM136 220V219H135ZM158 220V219H157ZM255 220V218L253 219V221ZM259 220V219H258ZM38 221V220H37ZM119 221V220H118ZM131 221H132V219H131ZM139 220H137L136 222H138ZM30 222V221H29ZM28 222V223H29ZM32 222V221H31ZM34 222H36V221H34ZM135 222V225L137 224ZM145 222H147L146 220H145ZM241 222V221H240ZM244 222V221H243ZM256 222V221H255ZM33 223V222H32ZM141 223V222H140ZM140 223H138V224H140ZM149 223V222H148ZM26 224V223H25ZM37 224H40V222L39 223H37ZM137 224V225H138ZM141 224H143V223H141ZM254 224V223H253ZM263 224V223H262ZM28 225V224H27ZM136 225V227H138ZM146 225V224H145ZM148 225V224H147ZM151 225H152V223H151ZM225 225V224H224ZM234 225V226H233ZM247 225V224H246ZM260 225V224H259ZM32 226H34L33 224H32ZM31 225L29 226V227H32ZM38 226V225H37ZM42 226H43V224H42ZM55 226V225H54ZM60 226V225H59ZM116 226H117V224H116ZM144 226V225H143ZM232 226V227H231ZM26 227V226H25ZM35 227V226H34ZM48 227V226H47ZM118 228H120L119 227V225L117 226ZM117 227H115L116 229H117ZM154 228H155V226H153ZM186 227V226H185ZM28 228V227H27ZM46 228V227H45ZM54 228V227H53ZM101 228V227H100ZM149 228H150V226H149ZM28 229H31V228H28ZM37 229V228H36ZM52 229V228H51ZM112 229V228H111ZM126 229V228H125ZM136 229V228H135ZM187 229V228H186ZM220 229V228H219ZM229 229V228H228ZM26 230V229H25ZM32 230V229H31ZM75 230V229H74ZM118 230V229H117ZM141 230H143V229H141ZM231 230H232V232H231ZM99 231V230H98ZM104 231V230H103ZM102 230H100V232L102 233L103 232ZM111 231V230H110ZM116 231V230H115ZM114 231V232H115ZM150 231V232H149ZM27 232V231H26ZM49 232V228H46V229H43L42 230V237L41 236H38L37 234H35V235H37V236H35L36 238H34V240H36L37 239V241H34L35 242V245H37V242L39 241V242H44L45 243V241L46 240H44V236L46 237V233H48ZM99 232V233H100ZM125 232H126V230H125ZM130 232V231H129ZM262 232H264V231H262ZM29 233V232H28ZM27 233V234H28ZM108 233H109V231H108ZM111 233V232H110ZM109 233V234H110ZM242 235H241V234ZM46 234V235H45ZM113 234V233H112ZM115 234V233H114ZM126 234V233H125ZM124 234V235H125ZM131 234V233H130ZM164 234H166L164 237H166L165 239V241L163 240V235ZM182 234H183V232H182ZM260 234V233H259ZM34 235V234H33ZM108 235V234H107ZM129 235V234H128ZM127 235V236H128ZM113 236V235H112ZM249 236V235H248ZM102 237V236H101ZM122 237V236H121ZM126 237V236H125ZM255 237H257V236H255ZM31 238H33V237H31ZM39 238H40V240H39ZM48 237H46V239H47ZM81 238H83L82 236H81ZM115 238V237H114ZM127 238V237H126ZM102 238H100V239H96L95 238V240L97 241V243H94V241L93 242H91V243H89L87 246H86V250H87V252L86 253H88V254H90L91 256H92V258H97V259H100V263L99 264H102L103 262H104V258H107V254L109 255V253H107L108 252V248H109V242H108V239H110V238H108V239H106L107 241H102L101 240ZM104 239V238H103ZM185 239V238H184ZM255 239V238H254ZM29 240H31L30 238H29ZM48 240V239H47ZM50 240V239H49ZM183 239H181V241H182ZM27 241V240H26ZM32 242H33V240H31ZM121 241V240H120ZM132 241V240H131ZM187 241V240H186ZM189 241V240H188ZM247 241H250V240H248V238H247ZM246 241V242H247ZM106 242H108V243H106ZM142 242H141V244H142ZM171 242V241H170ZM190 242V241H189ZM192 242V243H193ZM256 242V241H255ZM42 243H40L39 245H41ZM47 243V242H46ZM242 243V244H241ZM30 244H31V242H30ZM34 244V243H33ZM84 244V243H83ZM129 244V243H128ZM136 244V243H135ZM149 244H151L150 242H149ZM153 244V243H152ZM154 244V245H155ZM181 244V243H180ZM216 244V243H215ZM259 244V243H258ZM32 245V244H31ZM34 245V246H35ZM114 245V244H113ZM132 245V244H131ZM134 245V244H133ZM183 245V244H182ZM253 245V244H252ZM256 245V244H255ZM33 246V247H34ZM53 246V245H52ZM125 246V245H124ZM9 247V246H8ZM33 247H32V249H33ZM117 247V246H116ZM129 247H131V246H129ZM144 247V246H143ZM36 248V247H35ZM62 248V247H61ZM84 248V247H83ZM114 248H115V246H114ZM155 248V249H156ZM110 249V248H109ZM113 249V248H112ZM111 249V250H112ZM141 249H142V247H141ZM178 249V248H177ZM243 249H245V248H243ZM248 249V248H247ZM247 249H245V250H247ZM250 249V248H249ZM254 249V248H253ZM262 249V248H261ZM16 250V249H15ZM37 250V249H36ZM39 250V249H38ZM62 250V249H61ZM66 250V249H65ZM107 250V251H106ZM115 250V249H114ZM136 250V249H135ZM143 250V249H142ZM148 250V249H147ZM34 251V250H33ZM85 251V250H84ZM189 251V250H188ZM250 251V250H249ZM248 251V252H249ZM10 252H11V250H10ZM17 252V251H16ZM15 252V253H16ZM22 252V251H21ZM65 252V254H64V258H68L69 259V257H71V249H67L66 251H64ZM83 252V251H82ZM109 252H110V250H109ZM114 252H116V251H114ZM146 252V251H145ZM176 252V251H175ZM242 252V251H241ZM255 252V251H254ZM259 252V251H258ZM14 254V253H13ZM17 254V253H16ZM24 254V253H23ZM29 254H31V253H29ZM113 254V253H112ZM133 254V253H132ZM217 254V253H216ZM240 254V253H239ZM25 255V254H24ZM40 255V254H39ZM117 255V254H116ZM129 255V254H128ZM128 255H126V257L128 256ZM141 255V254H140ZM140 255H138V256H140ZM152 255V254H151ZM226 255V256H225ZM233 255V256H232ZM10 256H12V255H10ZM26 256V255H25ZM24 256V257H25ZM28 256V255H27ZM26 256V257H27ZM32 254L30 255V257H28L27 259H31L32 257ZM38 256V255H37ZM113 256V255H112ZM118 256H120V255H118ZM131 256V255H130ZM136 256V255H135ZM15 257H16V255H15ZM18 257V256H17ZM25 257V258H26ZM35 256H33V258H34ZM43 257V254H41V256L39 257V258H42ZM120 257H122V255L120 256ZM129 257V256H128ZM127 257V258H128ZM134 257V256H133ZM143 259H144V257L143 256H141ZM141 257H139V258H141ZM186 257V256H185ZM191 257V256H190ZM1 258V257H0ZM5 258V257H4ZM32 258V259H33ZM127 258H126V260H127ZM21 259H24L23 257H21ZM35 259V258H34ZM47 259V258H46ZM108 259V258H107ZM138 259V258H137ZM8 260V259H7ZM111 260V259H110ZM125 260V261H126ZM131 260H132V258H131ZM133 260H134V258H133ZM225 260H223V259H221V260H218V261H216L215 263H213V264H225ZM11 261V260H10ZM30 261V260H29ZM34 261V260H33ZM122 261H123V259H122ZM135 261V260H134ZM188 261V260H187ZM207 261H208V259H207ZM23 262V261H22ZM27 262V261H26ZM99 262V261H98ZM118 262V261H117ZM127 262V261H126ZM137 262V260L135 261V263ZM147 262V261H146ZM151 262V261H150ZM183 262V261H182ZM192 262V261H191ZM263 262V261H262ZM5 263V262H4ZM123 263V262H122ZM193 263V262H192ZM12 264V263H11ZM27 264H29V263H27ZM117 264V263H116ZM132 264V263H131ZM205 264V263H204ZM207 264V263H206Z\"/></svg>", "mask_w": 264, "mask_h": 264}]
</instances>
